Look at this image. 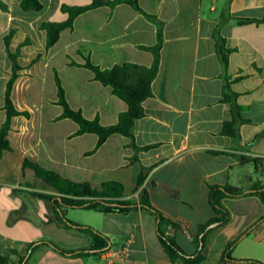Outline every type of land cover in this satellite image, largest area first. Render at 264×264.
Masks as SVG:
<instances>
[{"label":"crops","instance_id":"obj_1","mask_svg":"<svg viewBox=\"0 0 264 264\" xmlns=\"http://www.w3.org/2000/svg\"><path fill=\"white\" fill-rule=\"evenodd\" d=\"M21 1L0 0V129L6 119V84L13 75L9 52L19 51L21 67L12 90L13 103L18 111L30 113L29 118L12 119L7 137L11 150L3 151L0 158V254L8 264H110L100 256L70 257L48 245L34 247L49 241L75 252L88 250L92 239L56 219L52 202L37 194H60L24 167L25 160L98 189L107 182L119 183L124 201L138 202L145 188L157 210L187 227L189 235L179 230L176 241L187 254H195L193 237L215 216L209 187L230 184L247 190L255 183L264 185V138L258 137L264 129V24L230 21L220 32L226 47L236 49L229 57L228 76L239 79L232 89L245 108L242 117L250 120L239 126L236 143L221 133L232 115L230 105L222 102L224 76L212 37L227 14L264 19V0H139L145 12L164 23L153 95L144 101L145 116L133 128L136 146L148 148L136 150L130 145L132 139L115 134L92 154L98 136L76 135V123L57 120L63 112L60 106L57 116L40 131L29 105L34 95L31 88L41 95L47 71H56L73 109L81 110L87 119L98 116L102 125H114L127 104L96 81L90 70L70 62L82 64L89 57L102 69L125 62L150 67L153 54L140 46H155L157 27L129 5L103 6L79 15L73 28L64 30L47 49L42 24L66 20L62 5H86L90 0H39L40 11H23ZM210 150L227 153L213 155ZM142 166L153 167L138 187ZM223 204L231 220L206 237L203 264H257L246 260L264 264V221L244 234L264 211L258 197L225 199ZM66 218L98 230L110 239L111 247L127 246L129 258L122 264H183L168 258L157 237L156 219L148 212L67 209ZM237 238L232 260L224 259L228 243Z\"/></svg>","mask_w":264,"mask_h":264},{"label":"trees","instance_id":"obj_2","mask_svg":"<svg viewBox=\"0 0 264 264\" xmlns=\"http://www.w3.org/2000/svg\"><path fill=\"white\" fill-rule=\"evenodd\" d=\"M230 1V0H229ZM126 4L134 10L145 16L150 22L157 27L156 44L148 48L140 46L141 49L148 50L153 54V63L150 67H146L133 62H125L116 64L111 68L102 69L95 65L89 57L84 58V63L78 64L71 61L70 64L78 67H84L94 74V79L100 82L103 86L109 87L112 94L123 100L127 104V110L119 115L118 122L114 125H102L99 117L94 119H87L81 110L73 109L67 101L65 89L62 85L61 79L56 71H54L55 85L57 88V100L54 104L60 106L63 110L62 114L57 117V120L70 119L79 126L76 135L95 134L98 136V141L95 148L89 152L94 153L101 147L109 137L119 134L124 137L132 139L130 144L136 150L147 149L140 148L134 143L133 128L136 120L145 116L143 103L148 98L152 97V83L156 78L160 67V55L164 43V23L156 16L145 12L139 4V0H90V3L79 6L62 5L61 11L67 14L66 20L62 22L49 21L42 24V28L46 30L47 42L46 47L50 49L60 39L61 33L66 29H72L75 19L92 9L107 6L111 9L118 5ZM21 8L23 11H40L43 5L39 0H22ZM236 21L240 25L262 23L264 19H245L233 18L228 14L218 22L215 27L212 37L216 42V53L223 70L224 87L222 90V102L230 105L232 118L226 120L222 128V134L229 136L234 143L240 139L239 126L249 123V119L242 117L241 113L245 109L238 103L239 94L232 89V85L239 79L232 80L228 76L229 57L236 49L226 47V39L221 35V28L225 23ZM9 36L6 38V45L9 43ZM19 51L15 54L9 52V56L13 63V75L6 84L4 94V107L6 119L0 129V158L3 151H10L11 147L7 139L11 129V121L14 117L24 116L30 117L27 111H18L12 100V90L18 73L21 70L17 62ZM259 138H264V129L258 135ZM213 155L225 154L224 150H210ZM242 159H245L241 157ZM133 160H137L134 157ZM248 161L259 162V159ZM24 167L34 171L35 175L41 179L46 185L54 188L59 196H48L37 194L40 198L48 199L52 202L53 212L58 221L63 223L68 228H75L83 233L88 234L91 239V247L88 250H80L75 252L60 249L54 243L49 241H41L35 246L48 245L63 255L70 257H86L99 256L100 253L108 250L110 239L90 226H84L74 223L66 218L67 209H83L94 210L102 213H122L126 214L134 210H142L148 212L156 219V233L157 237L172 263L182 261L183 264H203L206 257L204 254L205 240L208 234L216 227L226 225L231 220L229 210L224 206L225 199H238L247 196L258 197L264 209V185L260 183L253 184L249 189L244 190L230 184L225 185H211L209 187V203L214 210L215 216L206 224L199 227V233L193 237V241L197 246V251L193 255L187 254L176 241L175 234L182 229V226L168 218H166L159 210H157L150 202L149 193L145 188H142L139 194V201L134 200L124 201L121 198L124 195V188L121 184L116 182L104 183L100 189L94 188L90 183H78L63 178L58 173L42 168L39 164L24 161ZM151 167H143L138 178V187H142ZM264 221V211L262 215L255 221L246 231L245 235L251 233L259 224ZM211 225H215L210 228ZM240 238L229 242L225 251L224 259L232 260L231 253L234 247L239 242ZM247 262H254L263 264L257 260H246ZM0 264H8L7 259L0 254ZM21 264V262L19 263Z\"/></svg>","mask_w":264,"mask_h":264},{"label":"rangeland","instance_id":"obj_3","mask_svg":"<svg viewBox=\"0 0 264 264\" xmlns=\"http://www.w3.org/2000/svg\"><path fill=\"white\" fill-rule=\"evenodd\" d=\"M43 80V83L41 82L40 84L42 87V90L40 92L41 95H38L37 92H35L34 89L31 88L34 92V95L29 100V105L35 112V123L40 127L41 132L46 127V123L51 119H54L57 116L58 110H61L58 105L53 104V100H55L57 97L54 71L51 72L50 70H48ZM41 132L40 136H42Z\"/></svg>","mask_w":264,"mask_h":264},{"label":"built area","instance_id":"obj_4","mask_svg":"<svg viewBox=\"0 0 264 264\" xmlns=\"http://www.w3.org/2000/svg\"><path fill=\"white\" fill-rule=\"evenodd\" d=\"M183 232L187 235L188 229L182 225ZM100 257L107 260L110 264H122L129 258V249L127 246L122 247H109L108 250L99 254Z\"/></svg>","mask_w":264,"mask_h":264},{"label":"water","instance_id":"obj_5","mask_svg":"<svg viewBox=\"0 0 264 264\" xmlns=\"http://www.w3.org/2000/svg\"><path fill=\"white\" fill-rule=\"evenodd\" d=\"M215 225H211L210 228L214 227ZM97 260H99V257H96Z\"/></svg>","mask_w":264,"mask_h":264}]
</instances>
